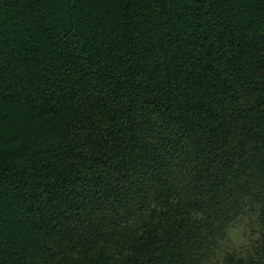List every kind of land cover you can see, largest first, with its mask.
I'll return each mask as SVG.
<instances>
[{"label":"trees","instance_id":"16d2710c","mask_svg":"<svg viewBox=\"0 0 264 264\" xmlns=\"http://www.w3.org/2000/svg\"><path fill=\"white\" fill-rule=\"evenodd\" d=\"M0 264H264V0H0Z\"/></svg>","mask_w":264,"mask_h":264},{"label":"rangeland","instance_id":"374dc122","mask_svg":"<svg viewBox=\"0 0 264 264\" xmlns=\"http://www.w3.org/2000/svg\"><path fill=\"white\" fill-rule=\"evenodd\" d=\"M237 229V228H236ZM242 231L238 228L237 230H235V232H233V236L234 238L237 240H241L242 239Z\"/></svg>","mask_w":264,"mask_h":264}]
</instances>
